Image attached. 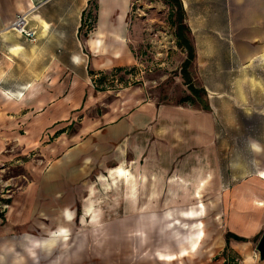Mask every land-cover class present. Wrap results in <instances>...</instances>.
<instances>
[{
    "label": "crops",
    "instance_id": "obj_1",
    "mask_svg": "<svg viewBox=\"0 0 264 264\" xmlns=\"http://www.w3.org/2000/svg\"><path fill=\"white\" fill-rule=\"evenodd\" d=\"M91 1L0 0V173L32 163L33 197L66 203L59 212H69L76 182L110 171L123 185L121 212L191 213L182 219L196 221L187 254L159 253L158 264H264L255 251L264 233V165L233 157L231 139L218 140L236 113L262 100L256 70L264 69V0H178L193 52L188 77L207 110L160 101L141 86L93 89L98 74L137 66L146 36L129 15L131 0ZM89 10L88 32L82 13ZM18 15H27L33 42L8 30ZM179 50L175 81L189 96ZM36 151L46 171L34 155L22 162ZM200 197L208 198L203 209ZM67 237L62 227L49 241ZM200 244L207 246L201 253ZM22 261L0 256V264Z\"/></svg>",
    "mask_w": 264,
    "mask_h": 264
},
{
    "label": "rangeland",
    "instance_id": "obj_2",
    "mask_svg": "<svg viewBox=\"0 0 264 264\" xmlns=\"http://www.w3.org/2000/svg\"><path fill=\"white\" fill-rule=\"evenodd\" d=\"M170 11L174 12V8H170L166 0H131L129 15L132 21L144 25L142 34L146 36L143 47L134 54L137 66L131 68L125 84L118 83L120 89L111 78L102 84H93L96 78L92 79V88L118 94L125 88L141 86L160 101L189 105L183 101L188 95L175 81L181 50L171 36ZM157 44L167 47L158 51ZM175 46L177 50H173ZM256 74L262 100L252 101L253 108L250 106L248 111L236 113L231 131L219 134L218 140L231 139L233 157L248 163L256 160L264 165V69H257ZM170 94L172 97L168 99ZM19 133L22 135V131ZM33 155V164L42 169L45 167L46 171L42 152L29 153L22 162L28 163ZM31 165L29 162L24 169L18 167L0 173L1 180L6 182L0 186V201L8 202L3 211L0 209V256H22L23 264H32V256H36L34 260L39 264H158L159 253L176 256L182 249L186 250L185 254L189 251L197 231L194 228L196 221L188 222L182 218L192 216L191 213L167 214L173 217L166 219L165 213L121 212L119 200L124 199L123 185H117L110 171L105 172L104 179L98 174L89 182H76L71 210L59 212L68 205L61 202L51 205L40 195L36 199L33 197ZM120 182L124 183L123 180ZM81 194L84 196L79 197ZM200 199L202 207H199L203 209L208 198ZM202 215L207 217L206 209ZM62 227L68 232L67 240L57 238L51 243V234ZM201 230L207 237V227L203 225ZM206 247L200 244L195 251L201 253ZM42 256L45 259L42 260Z\"/></svg>",
    "mask_w": 264,
    "mask_h": 264
},
{
    "label": "trees",
    "instance_id": "obj_3",
    "mask_svg": "<svg viewBox=\"0 0 264 264\" xmlns=\"http://www.w3.org/2000/svg\"><path fill=\"white\" fill-rule=\"evenodd\" d=\"M96 0H92V7H94V3ZM170 8H174V12L170 11L169 19L171 20V26H175V38H176V46L178 48H183L186 52V60L181 65V78L183 80L184 85L187 87V90L189 92V96L186 97L183 101L189 102V105L199 104L202 109L207 110L206 104L201 100L203 92L201 90L195 89L191 84L188 77L187 69L188 66L193 58V52L192 47L189 43V41L186 38V28L181 23V7L178 0H166ZM90 13V10L86 15H84V12L82 13V17H86ZM175 17L173 18V16ZM86 21V31H91L93 29L92 24L93 21L89 19ZM133 70L131 68H118L115 69L108 74H98L96 77V80H94L93 84H102V82L107 79L111 78L112 80H116L119 84H125L126 83V76L130 75V71ZM94 75V74H90ZM126 86V85H125ZM124 86V87H125ZM1 204L8 203L7 201H0ZM2 218V213H0V219ZM228 238V236H227Z\"/></svg>",
    "mask_w": 264,
    "mask_h": 264
},
{
    "label": "built area",
    "instance_id": "obj_4",
    "mask_svg": "<svg viewBox=\"0 0 264 264\" xmlns=\"http://www.w3.org/2000/svg\"><path fill=\"white\" fill-rule=\"evenodd\" d=\"M9 31L17 34L21 38L33 42L35 40V32L28 28L27 24V15H18L15 17L14 21L8 28ZM113 84H115V87L117 89H120L121 85L117 83L116 80L112 81ZM92 86V84H91ZM105 90H109L107 87L104 86ZM7 207L6 204L0 203V209L3 211ZM2 213V212H1Z\"/></svg>",
    "mask_w": 264,
    "mask_h": 264
},
{
    "label": "water",
    "instance_id": "obj_5",
    "mask_svg": "<svg viewBox=\"0 0 264 264\" xmlns=\"http://www.w3.org/2000/svg\"><path fill=\"white\" fill-rule=\"evenodd\" d=\"M256 253L259 255V259H264V233L262 234L261 238L259 239L256 247H255Z\"/></svg>",
    "mask_w": 264,
    "mask_h": 264
},
{
    "label": "bare ground",
    "instance_id": "obj_6",
    "mask_svg": "<svg viewBox=\"0 0 264 264\" xmlns=\"http://www.w3.org/2000/svg\"><path fill=\"white\" fill-rule=\"evenodd\" d=\"M262 176L264 177V174H262Z\"/></svg>",
    "mask_w": 264,
    "mask_h": 264
}]
</instances>
